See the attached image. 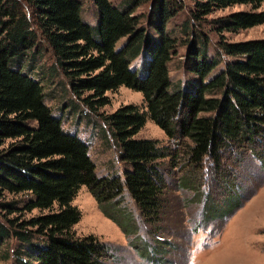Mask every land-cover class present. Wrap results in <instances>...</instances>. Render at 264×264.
<instances>
[{"label":"trees","instance_id":"1","mask_svg":"<svg viewBox=\"0 0 264 264\" xmlns=\"http://www.w3.org/2000/svg\"><path fill=\"white\" fill-rule=\"evenodd\" d=\"M263 1L193 0L190 23L184 22V31L192 36L184 63L197 80H187L182 88L172 84L168 71L176 38L165 25L177 10L169 0H153L152 30L139 24L135 3L122 11L109 0H93L99 12L98 40L81 20L79 0H0V211H6L0 214V249L13 237L19 246L16 264H107L113 245L92 234L78 236L73 229L81 214L72 200L81 186L129 237L141 225L123 204L124 191L145 217L147 232L157 234L168 220L163 211L166 172L175 175L186 167L198 182L203 161L210 159L220 171L222 154L229 149L238 156L247 152L264 169V39L228 42L221 34L264 23V10L256 11ZM235 4L251 9L210 21L220 35L210 55L206 35L196 29L207 15ZM126 35L129 39L116 50ZM46 51L53 63L37 66ZM142 51L147 57L139 76L130 63ZM222 54L230 59L220 67ZM58 68L70 92L92 112L107 105L106 93L120 86L142 93L143 109L126 104L103 116L119 146L123 178L96 173L88 145L64 131L46 104L44 86L28 74L48 69L45 77L56 87ZM146 118L164 131L170 146L135 137ZM186 177L175 178L176 189L195 184ZM12 213L20 216L7 218Z\"/></svg>","mask_w":264,"mask_h":264},{"label":"rangeland","instance_id":"2","mask_svg":"<svg viewBox=\"0 0 264 264\" xmlns=\"http://www.w3.org/2000/svg\"><path fill=\"white\" fill-rule=\"evenodd\" d=\"M79 2L82 22L94 29V39L98 40L97 7L93 0ZM109 2L122 11L127 7L131 8L135 3L134 8L132 7L133 14L139 17V24L152 30L153 19L150 11L153 0ZM169 2L177 10L165 25L166 30H170L171 35L176 38L175 48L168 62V71L172 84L179 83L185 88L187 80H197V76L190 73L184 63L187 46L192 38L191 34L184 31V22L188 20L190 23V11L194 4L193 0ZM250 9L249 4H235L218 9L205 17L197 27L200 31L194 27L197 33L206 35L210 55L216 51L220 40V35L212 29L210 21ZM262 10L264 1L256 9ZM221 34L228 42L264 39V23L237 32L223 31ZM128 39L129 35L120 38L115 49H120ZM146 57L147 54L142 51L130 63V68L137 70L139 76L143 75V61L145 62ZM228 59L229 56L222 54L219 66H224ZM52 63L53 57L46 51L45 56L37 61V66L47 68ZM36 72L37 70L28 74L44 86V91L48 94L46 104L51 108L52 114L61 120L64 131L76 135L88 145V154L96 166V173L99 176L117 173L123 178L124 164L119 157V146L103 116L126 104H135L143 109L145 103L142 93L120 86L106 93L109 98L107 105L100 107L97 112H92L70 92L68 80L62 75L61 69L58 68L57 74L55 73L53 84H59L56 87L48 83V76L45 77L49 73L48 69H45L44 73L40 71L38 75ZM41 76L44 77L39 80ZM64 85L67 90H64ZM135 137L155 139L160 144L170 146L164 131L149 118H146L144 126ZM6 144L7 142L3 146ZM210 161H203L197 173L198 182L194 180L196 173L188 171L186 167L176 171L175 175L169 170L166 172L169 185L165 191L167 202L163 211L168 214V220L164 221V230L157 234L147 232V225L143 224L145 217L126 191L122 202L135 214L137 224L141 225L138 234L129 237L111 219L104 216L88 188L81 186L72 200V205L76 206L81 214L79 221L73 226L76 235L92 234L99 240L113 245V255L106 259L107 264H264V169L259 161L248 156L247 152L238 156L234 154V149L222 154L220 171L217 167L214 168ZM180 164H183V161H180ZM216 169L217 172L224 173L223 178L217 176ZM182 175H186V178L195 184H191L192 187L176 189L175 178ZM232 176H235L234 180ZM6 198L10 199L11 195H6ZM207 211L210 214L209 222L205 223L203 220ZM33 213H37V210ZM0 214L4 216L6 211L1 210ZM16 215L20 216L18 213H12L7 215V218ZM129 240H132V245ZM6 242L0 249V264H16L14 249L19 247L18 243L13 237ZM146 253L149 254L148 257L145 256ZM6 254L8 256L5 258Z\"/></svg>","mask_w":264,"mask_h":264}]
</instances>
